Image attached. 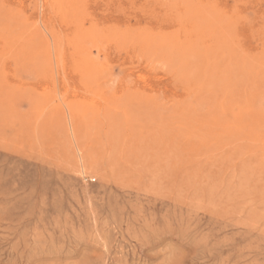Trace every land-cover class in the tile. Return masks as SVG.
Masks as SVG:
<instances>
[{
    "label": "rangeland",
    "instance_id": "374dc122",
    "mask_svg": "<svg viewBox=\"0 0 264 264\" xmlns=\"http://www.w3.org/2000/svg\"><path fill=\"white\" fill-rule=\"evenodd\" d=\"M0 264H264V0H0Z\"/></svg>",
    "mask_w": 264,
    "mask_h": 264
},
{
    "label": "bare ground",
    "instance_id": "6f19581e",
    "mask_svg": "<svg viewBox=\"0 0 264 264\" xmlns=\"http://www.w3.org/2000/svg\"><path fill=\"white\" fill-rule=\"evenodd\" d=\"M18 1V0H17ZM41 1V0H40ZM14 5V4H13ZM51 5V4H50ZM62 25V24H61ZM5 38V37H4ZM46 40V39H45ZM52 43V42H51ZM61 47V46H60ZM63 47V46H62ZM52 53V52H51ZM53 54V53H52ZM61 61V60H60ZM54 63V62H53ZM166 67V66H165ZM138 75V74H137ZM141 76V75H140ZM147 77V76H146ZM164 80V79H163ZM55 81H56V79H55ZM56 85H57V83H56ZM57 88V87H56ZM34 104V103H33ZM7 136V135H6ZM74 143V142H73ZM80 158V157H79ZM81 161V160H80ZM81 165V164H80ZM82 166V165H81ZM82 168V167H81ZM228 171V170H227ZM242 172V171H241ZM235 174V173H234ZM218 177V176H217ZM139 180V179H138ZM260 214V213H259ZM262 214H263V212H262Z\"/></svg>",
    "mask_w": 264,
    "mask_h": 264
},
{
    "label": "built area",
    "instance_id": "2783aa9c",
    "mask_svg": "<svg viewBox=\"0 0 264 264\" xmlns=\"http://www.w3.org/2000/svg\"><path fill=\"white\" fill-rule=\"evenodd\" d=\"M94 180H91V182H93Z\"/></svg>",
    "mask_w": 264,
    "mask_h": 264
}]
</instances>
